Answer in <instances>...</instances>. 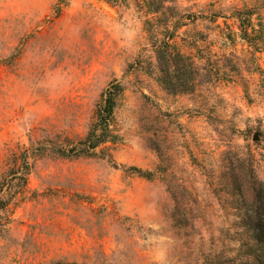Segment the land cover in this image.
Wrapping results in <instances>:
<instances>
[{
  "label": "rangeland",
  "instance_id": "obj_1",
  "mask_svg": "<svg viewBox=\"0 0 264 264\" xmlns=\"http://www.w3.org/2000/svg\"><path fill=\"white\" fill-rule=\"evenodd\" d=\"M258 181L264 0H0V264H249Z\"/></svg>",
  "mask_w": 264,
  "mask_h": 264
},
{
  "label": "trees",
  "instance_id": "obj_2",
  "mask_svg": "<svg viewBox=\"0 0 264 264\" xmlns=\"http://www.w3.org/2000/svg\"><path fill=\"white\" fill-rule=\"evenodd\" d=\"M168 42L160 41L155 46L156 59L159 65V83L167 92L171 94L191 91L187 85L188 67L185 63L179 64L178 61L184 60L180 53L170 50ZM118 84H110L107 88L104 105L97 110V126L101 129V134L88 145V149H94L99 143L105 140V124L111 117L114 107V96L120 91ZM115 91V92H114ZM136 175L149 179L151 172L143 171L136 167L129 169ZM250 197L244 201L242 209L244 211L238 216L241 227L247 236L246 256L249 264H264V183H252L249 187Z\"/></svg>",
  "mask_w": 264,
  "mask_h": 264
},
{
  "label": "water",
  "instance_id": "obj_3",
  "mask_svg": "<svg viewBox=\"0 0 264 264\" xmlns=\"http://www.w3.org/2000/svg\"><path fill=\"white\" fill-rule=\"evenodd\" d=\"M253 139L256 141V140H259V138L257 137V134L254 135Z\"/></svg>",
  "mask_w": 264,
  "mask_h": 264
}]
</instances>
